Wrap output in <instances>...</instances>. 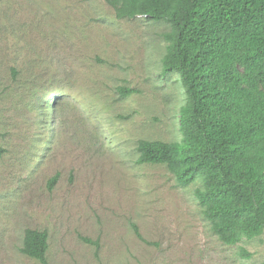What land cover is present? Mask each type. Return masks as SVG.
<instances>
[{"label": "rangeland", "instance_id": "obj_1", "mask_svg": "<svg viewBox=\"0 0 264 264\" xmlns=\"http://www.w3.org/2000/svg\"><path fill=\"white\" fill-rule=\"evenodd\" d=\"M167 30L104 0H0V264H39L20 251L26 228L47 231L49 264L264 263V232L223 244L199 182L136 163L138 140L182 138Z\"/></svg>", "mask_w": 264, "mask_h": 264}, {"label": "trees", "instance_id": "obj_2", "mask_svg": "<svg viewBox=\"0 0 264 264\" xmlns=\"http://www.w3.org/2000/svg\"><path fill=\"white\" fill-rule=\"evenodd\" d=\"M104 1L117 19L141 16L168 25L162 33L167 43L162 70L176 73L186 94L179 114L181 140H138L136 163L164 165L182 188L199 182L194 195L200 212L223 244L260 235L264 232V0ZM135 92L117 87L120 99ZM56 179L57 175L49 180L50 187ZM47 250L46 230H24L22 254L49 264Z\"/></svg>", "mask_w": 264, "mask_h": 264}]
</instances>
